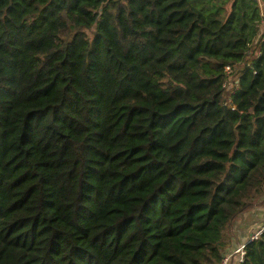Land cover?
<instances>
[{"label": "trees", "instance_id": "obj_1", "mask_svg": "<svg viewBox=\"0 0 264 264\" xmlns=\"http://www.w3.org/2000/svg\"><path fill=\"white\" fill-rule=\"evenodd\" d=\"M209 2L0 0V264H222L264 205V28Z\"/></svg>", "mask_w": 264, "mask_h": 264}, {"label": "crops", "instance_id": "obj_2", "mask_svg": "<svg viewBox=\"0 0 264 264\" xmlns=\"http://www.w3.org/2000/svg\"><path fill=\"white\" fill-rule=\"evenodd\" d=\"M225 0H210L206 5V9H210L211 5H221ZM261 14L263 17L262 28H264V0L259 1ZM208 11V10H207ZM264 222V207L255 208L253 212H245L238 216L233 222L232 229L227 234V247L225 250V256L234 253V251L240 246V244H246L250 236V232L254 228L259 227ZM239 245V246H238ZM233 250L232 253L230 251ZM232 264L234 262L232 261ZM237 264V263H236Z\"/></svg>", "mask_w": 264, "mask_h": 264}, {"label": "built area", "instance_id": "obj_3", "mask_svg": "<svg viewBox=\"0 0 264 264\" xmlns=\"http://www.w3.org/2000/svg\"><path fill=\"white\" fill-rule=\"evenodd\" d=\"M258 1H261V0H258ZM229 70V69H227ZM264 233V223L261 224L259 227H257L255 229V231H252L249 238H248V242H253V241H257L261 235ZM246 243V244H247ZM246 244H243L241 246H239L234 252L235 254H237V258H238V261H237V264H241L244 260V256H245V247H246ZM226 257V256H225ZM224 257V258H225ZM223 258V259H224ZM222 264H229V260L227 258H225V260H222Z\"/></svg>", "mask_w": 264, "mask_h": 264}, {"label": "rangeland", "instance_id": "obj_4", "mask_svg": "<svg viewBox=\"0 0 264 264\" xmlns=\"http://www.w3.org/2000/svg\"><path fill=\"white\" fill-rule=\"evenodd\" d=\"M228 84H229V83H228ZM261 199H264V197H262ZM261 199H260V200H261ZM261 207H264V205L259 206V205L256 204L253 208H251V209H250L249 211H247V212H253L255 208L257 209V208H261ZM240 215H242V214H240ZM240 215H239V216H240ZM263 223H264V222H263ZM233 224H234V223H233ZM233 224H232V226H233ZM232 226H231V229H232ZM231 229H230V230H231ZM255 229H256V228H254L253 231H255ZM230 233H231V232H230ZM250 233H251V232H250ZM227 239L229 240L228 236H227ZM241 245H243V244H240V246H241ZM238 246H239V245H238ZM245 248H246V247H245ZM232 252H233V250L230 251V253H232ZM237 256H238V255L235 254V252H234V253H232V254H230V255H226L225 258H227V259L229 260V264H232V261L234 262V264H236L237 261H238ZM225 258H224L223 260H225Z\"/></svg>", "mask_w": 264, "mask_h": 264}]
</instances>
